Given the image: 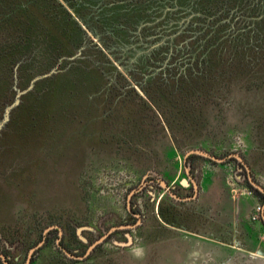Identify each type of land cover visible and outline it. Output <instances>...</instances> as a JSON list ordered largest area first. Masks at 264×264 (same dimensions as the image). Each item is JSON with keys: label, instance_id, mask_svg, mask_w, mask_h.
<instances>
[{"label": "rangeland", "instance_id": "374dc122", "mask_svg": "<svg viewBox=\"0 0 264 264\" xmlns=\"http://www.w3.org/2000/svg\"><path fill=\"white\" fill-rule=\"evenodd\" d=\"M18 83L26 85V81ZM25 85L26 93L34 87ZM47 86L43 82L37 88ZM149 86L153 87L148 93L160 109L133 84V91L123 90L128 98L115 111L120 124L112 129L101 119L82 132L79 124L66 123L60 128L63 136L53 140L54 124L46 128L43 140L37 135L29 143L14 130H2L25 92L19 96L0 128V264H24L29 250L41 241L26 264H264L263 256L164 225L157 211L162 195L163 208L172 203L179 210L194 206L173 202L160 180L180 198L196 193L199 208L209 204L199 169L203 163L224 172L231 198L250 195L242 194L244 188L253 192L248 174L264 188V81L225 77L215 87L191 89L184 98L177 95L161 104L155 81ZM13 96L11 92L9 97ZM20 113L12 124L27 117L26 110ZM36 126L37 121L33 131ZM59 143L64 145L62 151L57 149ZM192 150L218 160L186 155ZM183 178L192 180L196 188L192 183L183 188ZM81 227L89 229L77 233ZM125 234L132 242L116 245L115 241H126ZM100 238L82 260L61 249L81 256Z\"/></svg>", "mask_w": 264, "mask_h": 264}, {"label": "trees", "instance_id": "16d2710c", "mask_svg": "<svg viewBox=\"0 0 264 264\" xmlns=\"http://www.w3.org/2000/svg\"><path fill=\"white\" fill-rule=\"evenodd\" d=\"M53 69L23 93L2 130L29 143L54 124L53 140L66 123L82 132L101 119L112 129L133 84L157 105L148 93L154 81L160 104L225 77L264 81V0H0V120L10 93L24 90L18 81L30 85ZM23 109L27 117L12 124ZM163 201L159 215L175 226L181 213Z\"/></svg>", "mask_w": 264, "mask_h": 264}, {"label": "crops", "instance_id": "0c3cea01", "mask_svg": "<svg viewBox=\"0 0 264 264\" xmlns=\"http://www.w3.org/2000/svg\"><path fill=\"white\" fill-rule=\"evenodd\" d=\"M199 169L202 171V185L205 187L203 190L210 196V200H207L209 204L199 208L200 205L196 193H194V196L188 198H180L179 195L175 194L178 197L176 198L167 192L174 199L173 202L185 201L186 204L194 205L192 208L186 210L182 208V210H179V207H175L172 203L181 213L176 218L181 220V222L174 223L175 226L171 227L197 233L198 235H203L208 241L264 257V245L257 238L259 224L250 220V214L254 206L260 203V199L256 195H240L239 197L231 198L224 184V172L222 170L207 163L199 164ZM173 181H175L174 178ZM191 183L195 189L196 185L192 180H188L187 185L181 186L185 188L190 186ZM161 187L163 186L161 185ZM163 191L168 190L164 188ZM162 197L163 195L157 202V211ZM262 206L264 212V203H262ZM199 219H201V222L197 225ZM160 221L162 224L167 225L161 218ZM260 225L264 227L262 214ZM199 227H201V231L197 230Z\"/></svg>", "mask_w": 264, "mask_h": 264}, {"label": "water", "instance_id": "95a60500", "mask_svg": "<svg viewBox=\"0 0 264 264\" xmlns=\"http://www.w3.org/2000/svg\"><path fill=\"white\" fill-rule=\"evenodd\" d=\"M54 72H55V70L53 69V70H51V71L48 72V73H45V74L38 75V76L34 77V78L32 79V81L30 82L29 88L32 87V85L34 84L35 81L40 80V79H42L43 77L49 76V75H51V74L54 73ZM25 91H26V90L18 91V93H17V95H16V98H15V100H14L15 102H14L13 104H11V105H9V106H7V107L5 108V110H4V114H3V117H2V119L0 120V128H1V127L4 125V123L8 120L10 109L13 108L14 105H16V104L18 103V101H19V96H20L21 94H23ZM192 153H197V154H199V155H202V156L208 157V158H210V159L218 160V158H216V157H214V156H211L210 154H208V153H206V152H202V151H200V150H192V151H188L186 155H189V154H192ZM230 156L234 157V158L237 159L238 161H242V158H241L240 155H238V154H232V155H230ZM244 166H245V168L247 169V166H246L245 164H244ZM186 172H187V169H186ZM247 178H248V182L250 183V185H251L254 189L260 191V192L264 195V188L261 187L259 184H257V183L251 178V176H250L249 174L247 175ZM159 183H160V184H161L166 190H168V193H169L171 196L178 198L174 193H172L171 189H170L169 186L166 184V182H164L163 180H160ZM193 183H194V182H193ZM180 184H181V185H187V184H188V180H187L186 178H183V179L180 180ZM194 184H195V183H194ZM129 209H130V208H129ZM262 217H263V219H264V212L262 213ZM55 227L58 228L57 226H55ZM124 227H133V226L130 225V226H124ZM49 228H50V227H49ZM49 228H47V229H49ZM83 228H87V229H89L88 227H81V228L77 229V233H79V231H80L81 229H83ZM58 231H60L59 228H58ZM44 233H45V232H44ZM78 235H79V234H78ZM126 237H127V242H118V241H115L114 243L117 244V245H120V246H127V245H129V244L132 242V237H131V235H129V234H126ZM103 238H104V237H103ZM103 238H100L98 241H96V242H94L93 244H91V245L87 248V250L85 251V253H84L83 255H81V256H77V255H73V254H71V253L68 252L64 247H62L61 249H62V251H64V253H66V255H68L69 257H72V258H74V259H80V260H81V259H83L84 257H86V256L91 252V250L94 248V246H95L99 241H101V239H103ZM41 243H42V241L39 242L35 247H33V248H31V249L29 250L27 260H26V262H25L24 264L28 263L29 258L31 257V254L33 253V251H34L35 249H38V248H39V246L41 245Z\"/></svg>", "mask_w": 264, "mask_h": 264}, {"label": "built area", "instance_id": "2783aa9c", "mask_svg": "<svg viewBox=\"0 0 264 264\" xmlns=\"http://www.w3.org/2000/svg\"><path fill=\"white\" fill-rule=\"evenodd\" d=\"M243 192L242 194H250L253 195V192L247 188L242 189ZM263 212V206L260 203H257L251 214H250V220L256 224H259L258 231H257V238L258 241L264 245V227L260 225L261 223V214Z\"/></svg>", "mask_w": 264, "mask_h": 264}, {"label": "flooded vegetation", "instance_id": "af4514ba", "mask_svg": "<svg viewBox=\"0 0 264 264\" xmlns=\"http://www.w3.org/2000/svg\"><path fill=\"white\" fill-rule=\"evenodd\" d=\"M172 189H173V188H172ZM159 203H160V202H159ZM132 215H133V214H132ZM125 235H126V234H125ZM125 237H126V236H125ZM118 242H123V241H118ZM124 242H127V237H126V241H124ZM116 245H117V244H116ZM118 246H120V245H118ZM94 247H95V246H94ZM38 249H39V248H38ZM93 249H94V248H93ZM93 249H92V250H93ZM36 250H37V249H36ZM92 250H91V251H92ZM33 255H34V253H33ZM27 257H28V255H27ZM81 260H82V259H81ZM9 263L11 264V262H9Z\"/></svg>", "mask_w": 264, "mask_h": 264}]
</instances>
